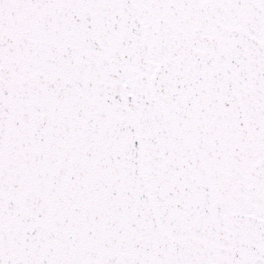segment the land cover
<instances>
[{"label":"snow or ice","instance_id":"snow-or-ice-1","mask_svg":"<svg viewBox=\"0 0 264 264\" xmlns=\"http://www.w3.org/2000/svg\"><path fill=\"white\" fill-rule=\"evenodd\" d=\"M0 264H264V0H0Z\"/></svg>","mask_w":264,"mask_h":264}]
</instances>
